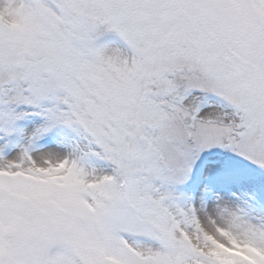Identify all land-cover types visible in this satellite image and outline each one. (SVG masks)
<instances>
[{
    "label": "snow or ice",
    "instance_id": "snow-or-ice-1",
    "mask_svg": "<svg viewBox=\"0 0 264 264\" xmlns=\"http://www.w3.org/2000/svg\"><path fill=\"white\" fill-rule=\"evenodd\" d=\"M0 264H264V0H0Z\"/></svg>",
    "mask_w": 264,
    "mask_h": 264
}]
</instances>
